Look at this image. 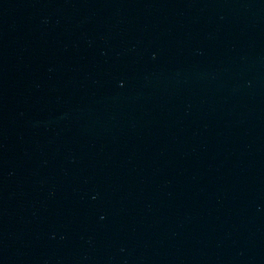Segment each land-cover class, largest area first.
Returning <instances> with one entry per match:
<instances>
[{"label":"water","instance_id":"1","mask_svg":"<svg viewBox=\"0 0 264 264\" xmlns=\"http://www.w3.org/2000/svg\"><path fill=\"white\" fill-rule=\"evenodd\" d=\"M261 220L264 0H0V264Z\"/></svg>","mask_w":264,"mask_h":264}]
</instances>
